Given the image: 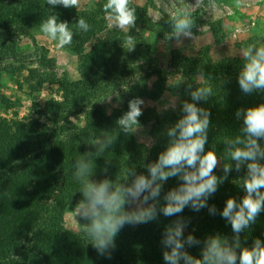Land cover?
Returning a JSON list of instances; mask_svg holds the SVG:
<instances>
[{
  "label": "trees",
  "instance_id": "1",
  "mask_svg": "<svg viewBox=\"0 0 264 264\" xmlns=\"http://www.w3.org/2000/svg\"><path fill=\"white\" fill-rule=\"evenodd\" d=\"M106 2L95 0L90 8L79 10L62 5L53 8L47 0H0V89L3 72L10 68L7 65L19 67L20 73L27 71L25 83L36 94H41L46 84L57 87L52 97L44 104L35 102L23 118L18 114L8 118L0 113V264H166L163 260L165 246L161 241L165 228L178 218L189 221L185 237L191 233L203 241L216 233L229 239L233 236L230 223L219 212L229 197L239 202L245 195L241 187L246 174L244 168L240 172L233 169L218 185L217 192L208 198V204L218 210L216 215H210L207 208L193 211L185 207L182 213L172 217L158 211L156 220L138 227L125 225L115 239L110 259L99 255L88 244L87 236L73 233L64 225L66 213L82 198L73 167L81 156L90 154L95 167L92 179L97 181L107 178L119 182L129 167L148 175L145 165L155 162L166 148V129L183 115L181 104L193 102L190 90L210 86L212 96L206 102H198V106L211 113L205 151L213 150L220 159L221 165L215 174L222 176L223 164L231 163L224 141L239 134L242 126V120L235 116L237 109L264 103V93L248 95L239 87L243 60L215 62L208 47L201 49L196 57L172 61L169 71L184 79L172 90L167 86L164 72L156 71L160 82L151 90L145 89L136 80L140 73L154 69L146 33L154 32L160 25L170 34V14L161 12L158 24L150 16L148 7L130 0V6L136 8L137 20L127 35L135 43L134 50L129 51L131 45L127 38L123 41L108 35L109 20L103 11ZM50 14L68 22L73 32L68 48L78 58L76 80L57 75L56 61L49 57L47 49L36 51L38 68L27 66L28 60L20 52L22 38L31 36L29 28H39ZM192 17L195 25H208L216 41H220V23L204 21L201 10L193 11ZM79 18H84L91 26L88 32L76 27ZM23 86L20 83V87ZM124 87L130 88L125 104L108 113L104 106L106 101ZM167 91L183 97L175 110L149 113L141 105L143 115L138 119L141 126L150 125V144L140 142L136 133L125 135L119 131L116 121L128 111L129 100L139 97L144 101H158ZM13 105L0 93V107L8 110ZM79 116L85 117L83 126L73 121ZM107 136L118 138L103 153L97 154L98 145L93 141ZM259 142L264 145V141ZM179 183L174 177L164 182L158 198L160 204L164 203V194ZM257 238L264 242V211L254 224L241 232V246L250 248ZM202 246H186L185 250L201 258Z\"/></svg>",
  "mask_w": 264,
  "mask_h": 264
},
{
  "label": "clouds",
  "instance_id": "2",
  "mask_svg": "<svg viewBox=\"0 0 264 264\" xmlns=\"http://www.w3.org/2000/svg\"><path fill=\"white\" fill-rule=\"evenodd\" d=\"M240 4L241 0H237ZM53 8H78L80 0H47ZM203 5L206 10L218 9L216 0H195L194 7ZM106 19L114 22V27L124 29L134 27L136 8L130 6V0H107L103 5ZM171 24L167 39L181 37L193 38L195 20L192 12L181 9L169 16ZM76 27L83 31L90 30L89 23L79 18ZM40 31L56 41L63 48L72 43L73 32L66 21L50 14L40 24ZM127 43L134 50L135 43L129 36ZM243 65L238 75V83L244 94L264 93V44L248 43L241 52ZM192 86L189 85V89ZM191 100L181 104L183 115L166 129L168 142L155 162L147 163L148 175L138 173L136 168H126L119 182L110 179L94 180V161L90 154L81 156L74 162V176L80 183L81 199L73 210L75 218L85 223H78L86 233L89 243L101 256L111 258L115 249V239L125 225L148 223L157 219L158 211L165 217L176 216L185 207L193 211L207 208L210 215L217 214L215 205L208 204V198L215 194L233 169L246 170L241 185L245 195L238 202L229 197L219 215L231 225L233 236L229 239L219 233L207 236L203 241L189 233L184 235L188 220L178 218L165 228L162 244L165 246L163 260L166 264H264V242L255 239L253 245L242 247L240 234L250 224H254L258 215L264 211V103L257 106L237 109L235 116L242 120L239 134L224 141L225 151L231 159L230 164H223V175L217 176L215 170L221 165L213 150L205 151L208 143L211 113L198 102H206L212 96L210 86H198L190 90ZM177 97H172L164 109L175 110ZM145 101L139 97L128 102V111L117 119L116 125L125 135L134 134L141 127L139 117L143 115ZM118 136H107L103 140H94L98 145L97 154L109 148ZM107 171V169H105ZM177 178L178 186L161 196L162 186L169 178ZM152 203H148L149 201ZM127 206V207H126ZM203 245L201 258H196L186 251V246ZM239 249V252L237 251Z\"/></svg>",
  "mask_w": 264,
  "mask_h": 264
},
{
  "label": "rangeland",
  "instance_id": "3",
  "mask_svg": "<svg viewBox=\"0 0 264 264\" xmlns=\"http://www.w3.org/2000/svg\"><path fill=\"white\" fill-rule=\"evenodd\" d=\"M137 5L149 8V14L156 23L162 19V13L172 14L181 9L188 11L201 10V16L206 22H218L221 25L220 41H216L211 29L206 24H197L193 27V38L181 37L177 39H167L170 35L158 25L154 32H147L146 38L153 52L152 71L148 73H140L136 82H141L142 86L151 90L160 82L161 77L156 72H164L163 77L167 79V86L172 90L173 86L179 84L184 79L177 73L169 71V66L175 59H184L186 57H196L203 48H210L212 59L217 62L222 59L242 60L241 52L248 43L255 42L258 45L264 44V0H241L238 4L237 0H216L218 9L211 12L205 9L203 5L194 7L195 0H133ZM95 0H80L77 9L85 10L93 5ZM205 4L207 0H204ZM155 6V7H154ZM114 22L109 20L108 35L120 38L123 41L127 38L130 27L119 29L113 26ZM30 37H24L20 43V52L26 56L28 60L27 66L38 68L36 63L38 48H45L49 51V57L56 61V73L59 77L64 75L72 80L79 77L78 58L73 54L68 46L58 47L57 42L51 40L40 31V27L29 28ZM20 66V65H17ZM10 67L8 71H4L2 75V88L0 93L4 94L13 102L12 108L8 109L0 107V113L4 117L13 118L18 114L20 118L25 117L35 102L44 104L45 101L55 94L56 86L52 87L46 84L41 94H36L31 87L25 83L28 76L27 71L20 73L19 67ZM15 72V73H14ZM20 83L24 84L20 87ZM129 87H124L114 95H112L105 103L108 113H112L115 109H120L125 104L129 95ZM172 97H177V106L182 102L183 97L175 94L173 91H167L158 101L145 100L143 109L149 113L158 112L164 114L170 110L164 109V105ZM78 125L85 124V117L79 116L73 118ZM150 125H142L136 132L140 142L150 144L149 136ZM76 206V205H75ZM75 206L70 208L65 215L64 225L71 232L86 237V233L81 230L79 223H85L79 217L75 218L73 210ZM77 219V221H76ZM140 224L134 225L138 227Z\"/></svg>",
  "mask_w": 264,
  "mask_h": 264
}]
</instances>
